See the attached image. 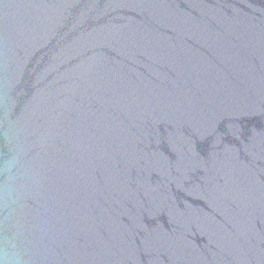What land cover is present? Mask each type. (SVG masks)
I'll list each match as a JSON object with an SVG mask.
<instances>
[{
  "label": "water",
  "instance_id": "95a60500",
  "mask_svg": "<svg viewBox=\"0 0 264 264\" xmlns=\"http://www.w3.org/2000/svg\"><path fill=\"white\" fill-rule=\"evenodd\" d=\"M0 264H264V0H0Z\"/></svg>",
  "mask_w": 264,
  "mask_h": 264
}]
</instances>
